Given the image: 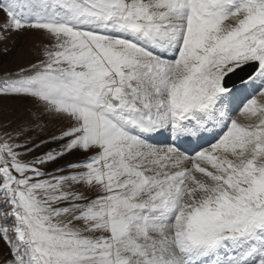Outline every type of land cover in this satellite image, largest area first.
I'll return each mask as SVG.
<instances>
[{"label": "rangeland", "instance_id": "rangeland-1", "mask_svg": "<svg viewBox=\"0 0 264 264\" xmlns=\"http://www.w3.org/2000/svg\"><path fill=\"white\" fill-rule=\"evenodd\" d=\"M84 1L90 5L94 3V7L98 5L94 1ZM177 1L191 11L196 10L198 22L203 19L190 29L186 23L179 27L181 20L171 17L172 22L177 23L174 32L181 33L183 28L182 40L203 51L193 59V63L198 64H195L196 72L187 85L166 88L162 99L168 108L162 105L161 120L165 124L168 122L167 129H172L169 139L158 144L167 146L171 140L181 141L183 148L177 149L182 160L170 162L166 167L164 156L160 163L147 154L149 158L143 161H149L148 164L143 165L142 159L137 163L140 170L148 174L159 169V179H163L165 174L182 171L166 187L163 185L167 181L157 180V174L147 176L144 192L138 201L147 202L148 210L144 211L151 210L150 216L160 226L150 221V227L161 231L169 226L167 233H171L174 222L172 226L168 225L164 215L175 216L180 211L183 244L178 247L183 252V259L176 252L174 260L191 264V260L196 258L190 250L193 248L186 247V239L202 240L205 248H209L212 241L222 239L219 256L213 263L229 264V258H233L234 264H241L243 257L252 254L253 263L248 264H264V69L253 81L241 86L252 85L245 92L239 87L224 96L235 104L228 113L230 102H226L222 114L214 117L216 125L213 119H199L205 100L208 99L213 109H218L223 97L220 78L225 72L254 59L264 64V1L257 0L259 4L253 16H247L249 11L246 9L248 7L253 12V1H245L241 11L231 16H228L229 3L239 6L242 0H217L216 3L211 0ZM126 2L132 4L131 0ZM164 2L172 5L175 0ZM50 3L54 5L51 10L55 12L60 8L67 20L78 16L82 7H87L77 0L0 2V193L3 197L0 205L7 206L0 210L6 225L5 230L0 231V264H173L167 262L161 249L162 242L154 236L148 223L144 224L143 218L138 216L140 212L129 216L124 209V192L133 189L141 177H145L134 160L126 159V156L140 157L137 150L142 147L136 145L130 152L125 143L126 149L120 148V140L126 134L121 129L123 124L116 125L119 122L118 110L113 107L108 110L114 113V119L105 111L109 106L101 110V96L97 91L102 87L96 91L93 86L113 82L112 73L119 70L124 49L128 53L135 49L133 56L146 54L152 58L150 44L132 40L123 43L113 36L109 44H119L114 48L116 56L112 57V50L100 44L103 42H99L98 35L80 32L78 36L77 32L74 36V30L49 11L47 6ZM31 5V12L38 15L29 13ZM99 9L101 12L87 8L86 17L92 23H115L108 14L109 7L103 5ZM13 12L20 13L24 19H31V23L18 21ZM99 12L105 14V19H95L94 15H99ZM125 13L121 19H132L129 10ZM166 16L162 18L168 20ZM237 16L240 18L235 20ZM126 23H123V29L141 33L137 26H126ZM159 25H155L151 16L143 26L154 42L159 37ZM212 42L214 46H208ZM191 52L187 50L188 54ZM149 63L143 64L144 75L138 74L139 80L145 81L149 77L152 70ZM9 74L14 75L7 76ZM63 74L89 77L92 81L71 87L64 83ZM105 93L112 95V89ZM165 98L170 101H164ZM145 102L144 106L148 107L149 101ZM177 112L183 117L185 128L193 129L194 143L185 144L176 138L174 123ZM205 114L209 116L206 111ZM132 116H137V112L128 116L127 131L136 128V123L132 122L133 119L131 121ZM138 134L143 135L141 132ZM138 134H133L136 137L132 141L143 140ZM150 148L155 147L148 146L144 157ZM121 149L125 150L122 160ZM166 151L173 154V150ZM153 153L156 152L153 150ZM113 156L120 157L114 166L125 160L127 168L121 170L127 175L138 173V176L128 187H119L122 189L119 194L108 201L116 207L108 210L105 206L107 191L117 189L116 181L112 182V189L108 185L109 180L111 182L119 175L114 171L110 176ZM148 167L152 169L149 171ZM140 206L144 207L142 203ZM129 217L137 219L133 223ZM113 218L123 220L115 221ZM1 219L0 225H3ZM124 219L130 222L131 244L124 240L127 229ZM214 222L221 223L218 230ZM234 222L250 225L248 230H244L245 235L250 231L256 232L255 237H246L250 247L242 250L244 253L239 246L246 241H240L237 246L223 239L235 236L231 230L239 227L233 228ZM233 250L229 256L228 252ZM207 255L208 252L201 256ZM205 264H212V260L207 258Z\"/></svg>", "mask_w": 264, "mask_h": 264}, {"label": "bare ground", "instance_id": "bare-ground-1", "mask_svg": "<svg viewBox=\"0 0 264 264\" xmlns=\"http://www.w3.org/2000/svg\"><path fill=\"white\" fill-rule=\"evenodd\" d=\"M244 12V11H243ZM245 15V14H244ZM240 17H236L235 20ZM187 20H189L190 25H192V21L190 18H188ZM148 25V24H147ZM149 26V25H148ZM158 29V27H157ZM163 33H161V30L158 32V35H161L162 37H165L164 35H162ZM157 35V34H156ZM263 70V69H262ZM180 119V118H178ZM180 124V123H179ZM178 126V125H177ZM180 126H178L179 129ZM185 136H189L187 133H185ZM154 150V152L158 153L157 151H162L161 149H157V148H150V150L148 151L147 154H151V152ZM139 153H141V149L137 150ZM151 151V152H150ZM150 152V153H149ZM155 154V153H154ZM148 155V156H149ZM141 163L143 165H146L149 163V161L145 160H141ZM164 167H162L163 169ZM149 171L152 169V167H148ZM165 171L163 172L164 175ZM167 173V172H166ZM167 176V175H166ZM168 178V176H167ZM145 180V179H144ZM144 180L140 181L139 184H137L133 189H130L128 191L124 192L123 195V203L125 205V208L127 210V213H129V215H133L136 216V214L140 211V213L143 214H148L149 212L144 211L143 206H140V203L138 201V199L140 198V196L143 194L144 192ZM122 208V207H121ZM139 210V211H138ZM149 220V219H148ZM150 221V220H149ZM183 223H182V218L181 216L177 213L176 215V219L174 221L173 224V229L171 231V233H167V228L169 227H165L163 230H157V229H152L151 231L155 234L154 236L157 237V239L159 241H161V249L163 250V252L165 253V257L167 259V262L170 260H173L175 258L174 256V252L177 250V252H179L180 254H182V250L178 247L180 244H183L181 242V233L183 231V227H182ZM172 226V225H171ZM183 241V240H182ZM176 245V246H175ZM176 249V250H175ZM184 250V249H183ZM170 258V260H169ZM165 259V258H164ZM177 262L175 261L174 264H176Z\"/></svg>", "mask_w": 264, "mask_h": 264}, {"label": "water", "instance_id": "water-1", "mask_svg": "<svg viewBox=\"0 0 264 264\" xmlns=\"http://www.w3.org/2000/svg\"><path fill=\"white\" fill-rule=\"evenodd\" d=\"M258 66V62H251L237 68L235 71L226 75L223 82L224 87H232L244 82L256 72ZM113 103L116 104L115 101Z\"/></svg>", "mask_w": 264, "mask_h": 264}, {"label": "trees", "instance_id": "trees-1", "mask_svg": "<svg viewBox=\"0 0 264 264\" xmlns=\"http://www.w3.org/2000/svg\"><path fill=\"white\" fill-rule=\"evenodd\" d=\"M0 178H1V175H0ZM1 199H3V197H1V193H0V200ZM8 203V202H7ZM3 208H7V206L5 205L4 207L2 206V205H0V210L2 211L3 210ZM0 217L1 218H3V215L0 213ZM2 221H3V223H4V220L3 219H1Z\"/></svg>", "mask_w": 264, "mask_h": 264}]
</instances>
